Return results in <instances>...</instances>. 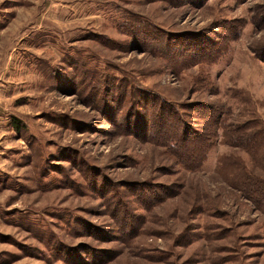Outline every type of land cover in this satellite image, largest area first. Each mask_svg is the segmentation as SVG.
Returning <instances> with one entry per match:
<instances>
[{"label":"rangeland","instance_id":"374dc122","mask_svg":"<svg viewBox=\"0 0 264 264\" xmlns=\"http://www.w3.org/2000/svg\"><path fill=\"white\" fill-rule=\"evenodd\" d=\"M151 93L264 128V0H0V264H264L250 154L219 129L185 168L128 130Z\"/></svg>","mask_w":264,"mask_h":264},{"label":"trees","instance_id":"16d2710c","mask_svg":"<svg viewBox=\"0 0 264 264\" xmlns=\"http://www.w3.org/2000/svg\"><path fill=\"white\" fill-rule=\"evenodd\" d=\"M188 1L199 7L204 4V0ZM137 25L144 27L141 24ZM143 29V38L139 42L144 45V49H149L151 41L163 39L162 42H159L167 46L168 49L164 54L170 57L169 52L174 49L172 40L163 37V32L160 29H158L160 34L156 30L153 34L148 28ZM137 30L139 31V28ZM131 92H134V89L131 88L129 93ZM150 96L154 97L157 102L156 107L158 108H155L154 112L156 123H154L155 121L153 124L140 121L139 125L137 122L130 124L131 126L134 125V130L127 129L140 137H144L146 141L167 148L185 168L191 170L198 169L203 165L204 156L207 157L213 145L212 140L218 135V130L221 129L227 140L235 139V146L245 149L251 157V169H247L242 163L235 165L236 170L239 171V179L234 182L236 190L245 199H248L257 210L264 211V128L261 124H256L255 128L249 132L247 131L249 128L245 124L235 125L228 121L226 116L228 109L223 111L216 106H205L209 113L216 111L217 114L216 116L209 114V121L212 122L203 125L202 128L195 129L186 122L185 115L174 104L157 94L151 93ZM154 128L155 130L150 134L149 131Z\"/></svg>","mask_w":264,"mask_h":264}]
</instances>
